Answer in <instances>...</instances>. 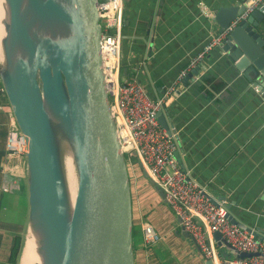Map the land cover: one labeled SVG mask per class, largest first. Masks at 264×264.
Masks as SVG:
<instances>
[{"label":"crops","instance_id":"obj_1","mask_svg":"<svg viewBox=\"0 0 264 264\" xmlns=\"http://www.w3.org/2000/svg\"><path fill=\"white\" fill-rule=\"evenodd\" d=\"M246 1L123 0L122 81L134 78L150 98L161 96L189 56L211 33L219 32L216 11L223 6L245 9ZM220 47H213L195 66V73L180 81L162 112L169 130L178 132L180 165L191 171L214 201H226L231 214L264 240V92L249 85L242 90V73L228 72L227 52ZM11 118L4 95L0 98V264H10L9 241L26 232L29 218L26 162L12 159L13 172L4 167ZM137 162L128 168L132 215L139 229L135 264H209ZM143 221L160 235L147 248L142 244ZM218 247L223 255L233 256L225 246Z\"/></svg>","mask_w":264,"mask_h":264},{"label":"water","instance_id":"obj_2","mask_svg":"<svg viewBox=\"0 0 264 264\" xmlns=\"http://www.w3.org/2000/svg\"><path fill=\"white\" fill-rule=\"evenodd\" d=\"M4 1L14 8L21 7L20 0ZM36 1L38 18L45 26L42 30L55 40L61 67L54 71L47 68L52 76L48 80L39 69L42 56L36 52L38 64H27L22 85L16 57L20 42L9 31L4 51L6 67L0 72L12 116L27 137L29 215L33 184L47 230L56 237L61 232L54 264H135L130 178L103 73L99 1ZM243 10L244 6L220 7L214 15L219 31ZM36 30L41 37V28ZM220 49L227 52L228 72L242 73L243 91L249 85L264 92V4L232 26ZM194 73L192 70L185 79ZM52 82L61 83L76 125V189L62 226L58 217L62 180L54 157L56 148L38 110L44 100H40V90L44 98L51 97ZM156 116L159 124L169 130L163 112L157 111ZM226 218L242 229H250L231 214L229 206ZM212 236L219 246L223 244L237 257L258 254L237 251L217 232ZM256 236L263 239L259 233Z\"/></svg>","mask_w":264,"mask_h":264},{"label":"built area","instance_id":"obj_3","mask_svg":"<svg viewBox=\"0 0 264 264\" xmlns=\"http://www.w3.org/2000/svg\"><path fill=\"white\" fill-rule=\"evenodd\" d=\"M98 1L102 25L103 73L127 168L132 164L131 157H135L150 182L163 191L164 202L174 212L197 250L210 261V264H264V240L256 236L254 229H242L226 218V201H214L203 184L192 176L191 171L180 165L177 160L178 132L174 129H164L156 116L157 111H163L168 98L177 92L180 81L206 57L213 47L221 45L238 20L261 7L264 0H247L244 11L232 20L227 28L215 34L211 33L207 42L189 56L186 66L179 70L173 83L166 86L161 96L155 98H150L136 79L125 81L121 79L123 0ZM117 5L120 7L112 11ZM4 95L6 93L0 78V98ZM4 149V167L13 172L9 165L10 161L25 160L27 152V137L21 133L13 116L8 122ZM214 232L237 251L258 254L237 257L231 251L232 257H223L212 236ZM141 235L144 247H151L160 240V235L147 221L141 223Z\"/></svg>","mask_w":264,"mask_h":264},{"label":"bare ground","instance_id":"obj_4","mask_svg":"<svg viewBox=\"0 0 264 264\" xmlns=\"http://www.w3.org/2000/svg\"><path fill=\"white\" fill-rule=\"evenodd\" d=\"M24 1L20 0V8H14L7 5L4 0H0V59H2L1 53L6 49V34L10 31L20 42L16 57L22 85L27 64L30 61L38 64L34 57L37 53L42 56L39 69L48 80L52 76L47 73V68L54 71L61 67L55 40L46 36V32L42 30L45 26L38 18L39 3L36 0ZM22 2L25 5H22ZM118 7L120 6H114L112 11H116ZM36 27H40L44 35L40 37ZM110 47L113 49L111 44ZM55 52L57 56L54 55ZM50 89L51 97L44 98L38 110L40 119L44 121L51 139L59 147V154L62 156L64 179L61 183L58 206L59 224L62 226L76 189L74 146L76 125L71 105L61 83L52 82ZM37 195V190L32 184V207L19 264H54L61 232L56 237L52 231L47 230Z\"/></svg>","mask_w":264,"mask_h":264},{"label":"trees","instance_id":"obj_5","mask_svg":"<svg viewBox=\"0 0 264 264\" xmlns=\"http://www.w3.org/2000/svg\"><path fill=\"white\" fill-rule=\"evenodd\" d=\"M131 158L133 159V161L136 160V158L133 156ZM138 230H139L138 226L134 222V216H133L132 236H133V247H134V249H135V244H136V240L138 237V232H139ZM9 246L10 247H9V251L7 254V260L10 264H17L19 257H20L21 250H22V246H23L22 236L20 234H15L13 239H11V241H9ZM222 256L223 257H229V256L223 255V254H222Z\"/></svg>","mask_w":264,"mask_h":264},{"label":"rangeland","instance_id":"obj_6","mask_svg":"<svg viewBox=\"0 0 264 264\" xmlns=\"http://www.w3.org/2000/svg\"><path fill=\"white\" fill-rule=\"evenodd\" d=\"M1 55H2V59H0V72L3 71V69L6 67L5 53L2 52ZM43 99H44L43 92L40 90V100L42 101ZM54 145H55V148H56V150L54 151L55 162H56V166H57L59 175L61 177V180L63 181V179H64V172H63V169H62V158H61L62 156H61V154H59V147L55 143H54ZM75 174H76V169H75ZM25 234H26V232H24V234L21 235L22 238H23V244H24ZM20 255H21V253H20ZM19 259H20V257H19ZM187 263L188 262H185L184 261V262L179 263V264H187Z\"/></svg>","mask_w":264,"mask_h":264}]
</instances>
